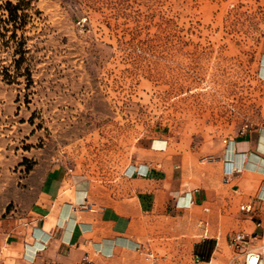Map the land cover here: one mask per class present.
Segmentation results:
<instances>
[{"label": "rangeland", "instance_id": "374dc122", "mask_svg": "<svg viewBox=\"0 0 264 264\" xmlns=\"http://www.w3.org/2000/svg\"><path fill=\"white\" fill-rule=\"evenodd\" d=\"M263 53L264 0H0V221L39 159L106 180L165 138L213 161L264 127Z\"/></svg>", "mask_w": 264, "mask_h": 264}, {"label": "crops", "instance_id": "0c3cea01", "mask_svg": "<svg viewBox=\"0 0 264 264\" xmlns=\"http://www.w3.org/2000/svg\"><path fill=\"white\" fill-rule=\"evenodd\" d=\"M263 61L264 53V83ZM156 141L141 142L106 180L39 159L0 221V264H150L158 249V264H246L230 246L240 233L264 264V127L189 167L165 138ZM130 166L148 175L130 176ZM210 246L208 259L198 260L197 250Z\"/></svg>", "mask_w": 264, "mask_h": 264}, {"label": "built area", "instance_id": "2783aa9c", "mask_svg": "<svg viewBox=\"0 0 264 264\" xmlns=\"http://www.w3.org/2000/svg\"><path fill=\"white\" fill-rule=\"evenodd\" d=\"M135 173L140 176H147L148 170H146L145 172H140V171L133 172V174H130V176L134 175ZM242 209L249 211L251 207H246ZM230 246L233 249L237 251H242L245 254L246 264H260V254L255 251L248 250V238L246 237L245 234L240 233L232 237V239L230 240ZM197 259L199 260V258Z\"/></svg>", "mask_w": 264, "mask_h": 264}, {"label": "trees", "instance_id": "16d2710c", "mask_svg": "<svg viewBox=\"0 0 264 264\" xmlns=\"http://www.w3.org/2000/svg\"><path fill=\"white\" fill-rule=\"evenodd\" d=\"M210 253H211V246L209 248L203 247L201 251L198 249L196 254L200 260H207Z\"/></svg>", "mask_w": 264, "mask_h": 264}, {"label": "bare ground", "instance_id": "6f19581e", "mask_svg": "<svg viewBox=\"0 0 264 264\" xmlns=\"http://www.w3.org/2000/svg\"><path fill=\"white\" fill-rule=\"evenodd\" d=\"M262 76H263V74H264V61H263V67H262ZM165 148V147H164ZM185 203V202H184ZM186 204V203H185ZM185 206H187V205H185ZM134 249V248H133Z\"/></svg>", "mask_w": 264, "mask_h": 264}]
</instances>
